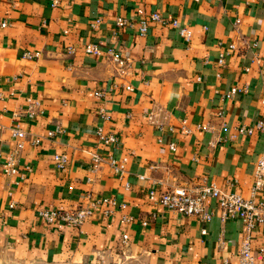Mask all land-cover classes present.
<instances>
[{"label":"crops","instance_id":"1","mask_svg":"<svg viewBox=\"0 0 264 264\" xmlns=\"http://www.w3.org/2000/svg\"><path fill=\"white\" fill-rule=\"evenodd\" d=\"M155 11L188 26L191 41L150 22ZM118 17L134 25L118 27ZM92 42L119 50L126 67L86 53ZM27 51L40 54L27 59ZM232 86L247 90L224 98ZM260 118L264 0H0V161L15 149L13 128L28 133L19 173L0 167V264H238L240 219L223 220L209 199L213 217L203 222L151 201L149 191L204 181L249 198L264 132L242 129ZM100 127L119 138L118 147L100 140ZM49 130L52 139L32 144ZM56 153H67L64 169ZM110 156L119 164L127 158L125 176ZM263 196L264 189L256 199ZM91 198L126 208L102 203L81 227L41 215L79 209ZM253 234L255 263L264 264V223Z\"/></svg>","mask_w":264,"mask_h":264},{"label":"built area","instance_id":"2","mask_svg":"<svg viewBox=\"0 0 264 264\" xmlns=\"http://www.w3.org/2000/svg\"><path fill=\"white\" fill-rule=\"evenodd\" d=\"M57 2V1H55ZM150 22H159L164 25H171L179 29L180 36L186 41L190 42L192 39V31L188 26L182 24L178 19H166L158 11L151 13ZM238 22H240L238 20ZM7 23L3 22L2 26H6ZM116 25L118 27H125L127 25L133 26L134 23L131 20H128L124 17H118L116 20ZM149 22L145 18L140 21L139 31L142 35H146L149 31ZM258 44L257 41L254 43V47ZM231 49H235L236 45L231 44ZM74 49L69 48L70 52H73ZM85 52L88 54H94L98 56L106 55L109 57L118 70H122L129 62V59L124 57L122 53L114 47H107L103 49L97 43H88L84 48ZM39 52L27 51L24 53V57L27 59H33L39 56ZM219 63H225V55L221 54L219 58ZM127 89H132L131 85L127 86ZM245 89H241L237 86H232L224 95V98L230 99L234 97L237 93H240ZM27 115L29 117H34L36 111L30 107ZM105 115V114H104ZM150 118H154V113L150 114ZM256 129L257 131L264 132V119L260 118L256 121L254 127L248 129H242L247 133H252ZM100 140L107 145L118 147L119 138L112 133H105L103 128L100 127L96 131ZM27 131L20 126H16L12 130V136L15 142V149L10 153V155L0 161V167L5 174L14 175L19 173V163H18V154L23 150L25 146V140L27 139ZM56 135L54 130L47 131L44 137L36 136L32 139L33 145H39L42 143L43 138L52 139ZM171 150H176V145L171 143ZM94 159L97 164L103 162V158L100 155H94ZM69 161L67 153H56L55 154V164L58 169H64ZM126 161L127 158L123 159L122 163H118L116 157L110 156L108 162L115 169V172L119 177L125 176L126 170ZM27 169H30L27 166ZM141 178H146L145 175H141ZM159 184L164 186L162 180L159 181ZM128 186V183H127ZM264 189V150L257 162L255 173H254V182L251 187V194L249 198H245L238 192L225 191L221 187L217 186L214 183L201 182L198 184L192 185H176V186H167L163 187L161 190L152 187L149 191L150 200L159 203L164 206L166 209L177 212L182 215H190L197 217L200 221L209 222L213 217V211L208 204V200H215L222 209V219L235 218L240 219L244 224L245 236L241 242L239 249V260L238 264H256L255 256L252 250V239L255 228L258 224L264 223V196L257 200L256 197L259 192ZM112 204L113 206L119 207L121 209L126 208L125 203H118L116 199L110 198H91L90 203L87 206L81 207L79 209H45L41 212L42 217L46 220L47 223H57L64 222L68 225L74 227H81L94 213V210L100 204ZM14 203L10 204V207H13ZM148 221L144 220L143 224L147 225ZM202 232L205 234L206 229H203ZM129 246V236L123 234L119 240V250L122 253L126 252L127 247ZM84 264H103L100 261H89Z\"/></svg>","mask_w":264,"mask_h":264}]
</instances>
